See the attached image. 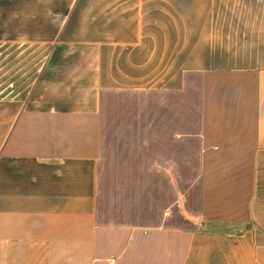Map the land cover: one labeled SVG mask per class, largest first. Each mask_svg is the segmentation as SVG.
I'll return each instance as SVG.
<instances>
[{
    "label": "crops",
    "instance_id": "0c3cea01",
    "mask_svg": "<svg viewBox=\"0 0 264 264\" xmlns=\"http://www.w3.org/2000/svg\"><path fill=\"white\" fill-rule=\"evenodd\" d=\"M0 264H264V0H0Z\"/></svg>",
    "mask_w": 264,
    "mask_h": 264
},
{
    "label": "rangeland",
    "instance_id": "374dc122",
    "mask_svg": "<svg viewBox=\"0 0 264 264\" xmlns=\"http://www.w3.org/2000/svg\"><path fill=\"white\" fill-rule=\"evenodd\" d=\"M222 83H224V82H222ZM218 89L219 88H217V90ZM234 92L236 94L240 93V95L242 96V90L240 92V89L238 90V87L234 88ZM158 97H160V96H158ZM158 97L155 98V100H157V102L160 100V98L158 99ZM239 104H241V101L239 102ZM223 113H224V111H223V108H222V111L220 113L218 112L216 120H215V122L213 124L214 128L216 129L213 133H215V132L218 133L219 132L218 128L223 125V122H222L223 118H224L223 117ZM220 117H222V118H220ZM155 122H156V120H155ZM222 133H224V132L222 131ZM212 138L214 139V143H216L215 145H218V146H217V150L216 151H211V152H213L211 158L214 157V158H216L217 161H215L210 167H207V169L208 170H212L215 174H217L218 175V180H220V181L222 180L224 182L222 185L225 186V187L227 186L231 190L230 180H232V177H233L232 172H233V170H235V168H233L231 165L229 166L226 163L221 164L222 160L220 158H225V159L228 158V157L225 156L226 150H232V148H235V147H232V145L229 147L227 144H224L225 143V139H226L224 134H221V133H220V135L213 134ZM222 146H225V148H227V149L223 150ZM213 179H214L215 183H211L210 184V178H208L210 186L208 185L209 187L207 188V190H209V191L218 190V188L216 187V185H217L216 178L214 177ZM222 190L220 189V192H221L220 194L223 195V197H224L225 196L224 191L226 190V188H223ZM213 194H215V193H213ZM215 200H219V199H214V201ZM220 200L224 201L223 199H220Z\"/></svg>",
    "mask_w": 264,
    "mask_h": 264
}]
</instances>
